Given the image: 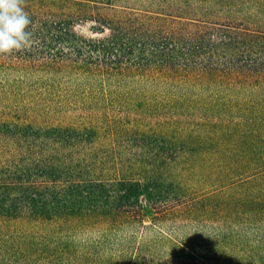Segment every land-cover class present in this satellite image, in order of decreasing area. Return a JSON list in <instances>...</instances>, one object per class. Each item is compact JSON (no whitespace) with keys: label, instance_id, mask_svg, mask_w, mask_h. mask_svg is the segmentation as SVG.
Here are the masks:
<instances>
[{"label":"trees","instance_id":"16d2710c","mask_svg":"<svg viewBox=\"0 0 264 264\" xmlns=\"http://www.w3.org/2000/svg\"><path fill=\"white\" fill-rule=\"evenodd\" d=\"M211 3L23 0L0 264H264V27Z\"/></svg>","mask_w":264,"mask_h":264},{"label":"rangeland","instance_id":"374dc122","mask_svg":"<svg viewBox=\"0 0 264 264\" xmlns=\"http://www.w3.org/2000/svg\"><path fill=\"white\" fill-rule=\"evenodd\" d=\"M212 3L209 6L212 11H215V15H219V19H225L232 21L233 23L243 24L245 27L257 29L258 27H264V0H211ZM84 31V30H82ZM196 148V146H194ZM242 172L239 171V174ZM231 180L230 176L227 178ZM229 183V182H225ZM208 190H214L219 192V187L213 185ZM230 211L233 210V205L229 204ZM213 210V209H212ZM143 213L145 214V221L150 220L151 211L144 205ZM220 216H212L213 219H217ZM196 226V225H195ZM230 237V236H229ZM214 240H212L213 242ZM216 242V241H215ZM226 243L233 244L235 241H230L229 238L225 239ZM216 257L223 259V253H218ZM227 259H224L223 264H227Z\"/></svg>","mask_w":264,"mask_h":264},{"label":"clouds","instance_id":"9594fccd","mask_svg":"<svg viewBox=\"0 0 264 264\" xmlns=\"http://www.w3.org/2000/svg\"><path fill=\"white\" fill-rule=\"evenodd\" d=\"M22 4L23 0H0V54H11L31 43L26 31L30 20Z\"/></svg>","mask_w":264,"mask_h":264}]
</instances>
